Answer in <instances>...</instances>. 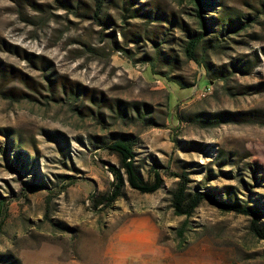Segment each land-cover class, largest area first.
I'll list each match as a JSON object with an SVG mask.
<instances>
[{
  "label": "rangeland",
  "instance_id": "1",
  "mask_svg": "<svg viewBox=\"0 0 264 264\" xmlns=\"http://www.w3.org/2000/svg\"><path fill=\"white\" fill-rule=\"evenodd\" d=\"M207 1L195 64L191 0H0V264H264L251 217L171 207L185 171L264 225V0ZM119 135L163 187L94 209Z\"/></svg>",
  "mask_w": 264,
  "mask_h": 264
},
{
  "label": "trees",
  "instance_id": "2",
  "mask_svg": "<svg viewBox=\"0 0 264 264\" xmlns=\"http://www.w3.org/2000/svg\"><path fill=\"white\" fill-rule=\"evenodd\" d=\"M191 1L195 7V16L200 31L191 34L184 47V54L188 61L197 64L196 51L200 45L206 43L205 37L213 29L212 26L215 25L213 24L215 21L213 22L214 18L207 19L204 15L205 7L208 3L207 0ZM123 2L126 3L125 0H123ZM103 3L104 0H97V9L99 6H102ZM128 10L131 9L129 8ZM230 27L229 25L228 28ZM238 27L242 28L243 26L239 24ZM215 116L219 119L224 118V115L221 113ZM247 116L250 118L253 115L248 113ZM133 146V141H131L130 137L127 135H119V137L113 139L112 142L106 144L105 149L116 158V164L105 162V166H107V171L112 176V180L107 192L99 197H92L94 209L100 206L107 208L117 199L122 198L126 186L139 194L147 195L154 194L163 187V176L158 169L159 165L157 162L147 170L145 176L140 173L136 164L137 160L135 159ZM168 174L171 177L178 178L177 188L171 194V207L176 216L190 217L203 201H208L223 212H234L236 214L251 217L249 228L251 233L258 239L264 240V225L260 221L262 211L259 206L242 205L238 202H232L230 199L223 200L216 198L215 194L211 191L213 190L212 188H205V192H188V178L185 171L179 173L168 172ZM40 185L34 183L31 186L33 189L41 187L46 188L44 183H40ZM4 205L5 204L1 201L0 208L2 209Z\"/></svg>",
  "mask_w": 264,
  "mask_h": 264
}]
</instances>
